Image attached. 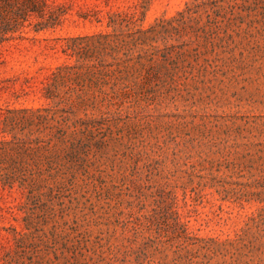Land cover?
<instances>
[{"label": "rangeland", "instance_id": "rangeland-1", "mask_svg": "<svg viewBox=\"0 0 264 264\" xmlns=\"http://www.w3.org/2000/svg\"><path fill=\"white\" fill-rule=\"evenodd\" d=\"M46 1L41 29L43 0H0V264H264V0ZM153 24L148 92L72 118L81 164L57 184L45 76L75 63L66 37Z\"/></svg>", "mask_w": 264, "mask_h": 264}, {"label": "trees", "instance_id": "trees-1", "mask_svg": "<svg viewBox=\"0 0 264 264\" xmlns=\"http://www.w3.org/2000/svg\"><path fill=\"white\" fill-rule=\"evenodd\" d=\"M48 15L41 24V29L53 27L61 22L60 16H53L54 12L50 4L43 0ZM196 4L177 12L180 20L195 12ZM165 28L153 24L146 28H137L134 33L122 35L119 33H96L85 36L66 37L65 46H61L63 53L68 57L77 56L75 63L64 62L50 68V73L45 76L47 81L45 96L58 97L54 105V112H59L65 124H61L58 130V163L54 167L56 182L72 180L75 178L77 165L81 163L77 156L78 143L82 139L81 130L76 121H71L79 112L85 117L89 115L107 116L120 114L123 105L136 90L146 89L147 76L155 63H163L156 34L165 32ZM11 28L4 26L0 30V43L6 38L5 34ZM2 33V34H1ZM87 40L84 44L80 41ZM54 48V46H53ZM108 57L105 64H88L84 60L95 54ZM89 75L94 82L83 84L81 77ZM79 80V85L72 82ZM63 88V91L61 92ZM61 94H63L61 96ZM72 98V99H71ZM49 112L50 109H45ZM46 117V116H45ZM68 121H71L68 123ZM13 140L1 141L2 145ZM8 175H4V182L10 181ZM22 180V178H20ZM22 185V184H21Z\"/></svg>", "mask_w": 264, "mask_h": 264}]
</instances>
